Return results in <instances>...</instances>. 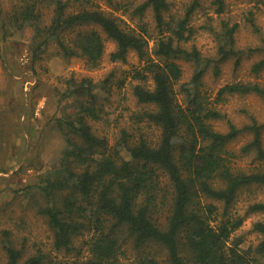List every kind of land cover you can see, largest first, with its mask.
<instances>
[{
  "label": "trees",
  "instance_id": "trees-1",
  "mask_svg": "<svg viewBox=\"0 0 264 264\" xmlns=\"http://www.w3.org/2000/svg\"><path fill=\"white\" fill-rule=\"evenodd\" d=\"M37 1H26L13 13L14 20L33 26L36 35L42 36L47 30V37L34 46L32 59L39 56L46 39H54L64 56H84L95 66L104 53L102 32L115 42L112 60H125L130 50L144 60L131 73L138 80L133 94L139 102L153 106L144 115L160 128L155 142L142 136L129 142L123 132L118 145L127 157L115 147L110 151L106 138L96 135L87 121L88 117L99 118L97 84L89 77L68 79L64 95L76 97V109L66 118L56 119L64 147L37 184L44 200L38 210L53 231L55 248L68 254L76 251L77 257L66 260V264H123L121 231L140 252L137 264H264L260 257L264 256V221L253 223L260 241L245 248L240 237H232L244 216L231 212L240 189L257 186L264 191V121L252 118L236 126L228 120L227 131L216 129L211 122L226 117L217 105L227 94L255 93L264 98V85L250 80L226 82L212 100L199 88L211 63L217 75L219 64L231 56H235V65L240 62L245 51L235 47L239 22L230 26L222 22L220 38L224 42L219 45L218 57L212 59L194 45L184 46L195 32L189 19L200 0H191L183 17L169 20L165 15L167 0L137 4L134 13L152 12L158 36L151 46L145 26L139 33L127 29L118 16L91 0H52L53 17L49 26L42 28ZM77 1H81L79 7L72 10L71 5ZM212 3L220 14L224 0ZM249 20L253 23L252 17ZM253 49L263 54L251 66V71L258 73L264 67V38ZM177 59L195 65L189 81L181 84L186 96L183 102L175 89L183 73ZM149 79L153 86L148 85ZM243 131H249L251 139L240 146L239 152L227 149L226 144ZM248 154L260 164L250 170L234 165V158ZM263 210L264 200H258L249 204L244 215ZM85 234L87 255H81L75 241ZM2 248L5 264L44 263L41 254L21 261V248L8 240L3 241Z\"/></svg>",
  "mask_w": 264,
  "mask_h": 264
},
{
  "label": "rangeland",
  "instance_id": "rangeland-1",
  "mask_svg": "<svg viewBox=\"0 0 264 264\" xmlns=\"http://www.w3.org/2000/svg\"><path fill=\"white\" fill-rule=\"evenodd\" d=\"M32 0H0V264H5L6 254L2 248L4 240L21 248V261L31 255H43V264H66V260L75 257L76 251L66 253L55 248L53 231L47 219L38 208L44 205L39 195L37 184L57 162L64 147V137L56 124L57 118H66L67 113L76 109V97L66 98L64 92L69 86L68 79L89 77L97 84L99 98L96 111L99 118H87L93 132L103 136L111 150L114 147L126 157L122 145H118L123 132L129 142L139 137L156 141L160 128L144 115V111L153 106L139 102L133 94V85L138 81L132 78L135 68H140L144 60L135 50H130L125 60H112L110 53L115 49V42L104 38V53L99 63L91 65L84 56L66 57L62 54L54 39H46L39 56L32 59L34 46L47 37V30L42 36L34 33V27L21 19L14 20L16 7ZM104 11L118 16L121 25L135 32L147 28L149 46L158 36L155 21L150 10L142 14L134 13L133 8L144 0H91ZM165 12L167 20L171 17H183L191 0H167ZM81 1L71 5L77 9ZM55 3L52 0H39L36 12L42 28L49 26L54 14ZM212 0H200L189 19V25L195 28L191 39L184 46H196L207 58H217L222 22L229 26L239 22L235 32V47L245 52L235 65V56L219 64V73H213V63L207 67L200 83V90L214 99L220 86L232 81H257L264 85V67L258 73L251 71L252 63L263 54L253 49L262 44L264 38V0H224L223 11H215ZM253 18V23L249 18ZM21 24V25H20ZM257 27V29H256ZM254 30H260V33ZM66 39V32L63 34ZM251 49H253L251 51ZM250 50V51H249ZM182 67V78L175 84L177 98L183 102L186 98L181 88L191 78L195 65L189 60L177 59ZM148 85L153 86L148 80ZM217 107L226 114L225 118L212 120V125L227 131L229 121L242 126L255 118L264 121V98L255 93L227 94ZM229 120V121H228ZM251 139L249 131L239 133L226 144V148L239 152L240 146ZM264 145V133L262 135ZM236 167L250 170L260 164L252 160V155H240L233 159ZM264 200V191L257 186L244 187L231 205L232 214L244 216L242 224L233 232L232 237L242 239L241 246H255L261 235L253 229L255 221H264V210L246 212L249 204ZM220 207L219 202H215ZM87 234L79 236L75 245L81 249V255H87L84 240ZM123 264H137L139 251L132 239L123 231L119 233ZM264 260V256H261Z\"/></svg>",
  "mask_w": 264,
  "mask_h": 264
}]
</instances>
